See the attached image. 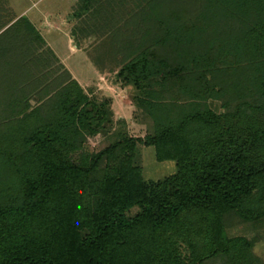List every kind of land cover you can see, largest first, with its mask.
<instances>
[{"label":"trees","instance_id":"1","mask_svg":"<svg viewBox=\"0 0 264 264\" xmlns=\"http://www.w3.org/2000/svg\"><path fill=\"white\" fill-rule=\"evenodd\" d=\"M172 2L141 10L117 73L152 131L96 152L106 105L53 77L26 15L0 18V264H264L229 234L264 221V0ZM141 145L177 171L147 178Z\"/></svg>","mask_w":264,"mask_h":264},{"label":"rangeland","instance_id":"2","mask_svg":"<svg viewBox=\"0 0 264 264\" xmlns=\"http://www.w3.org/2000/svg\"><path fill=\"white\" fill-rule=\"evenodd\" d=\"M152 1L157 0H93L94 7L78 16L74 13L82 7L83 0H0V18L12 16L11 24L26 15L46 41L37 47L38 53L54 51L59 61L53 63V67H58L53 77L62 74L65 82L77 80L89 97L108 108L110 118L105 131L87 139L89 152L109 146L120 133L145 136L152 131L151 121L135 103L136 88L117 76L126 58L125 49L143 35L140 12ZM158 1L163 4L168 0ZM194 1L176 0L168 9L188 11ZM210 105L222 111L219 102L211 100ZM139 149L147 178L162 179L177 171L174 161L158 162L152 146L141 145ZM229 234L255 237L254 251L264 262V221L240 224L231 228Z\"/></svg>","mask_w":264,"mask_h":264}]
</instances>
